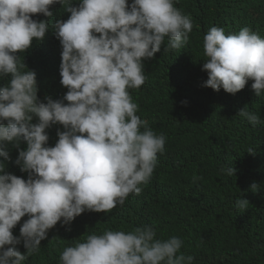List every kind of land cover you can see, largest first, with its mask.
<instances>
[{
	"label": "clouds",
	"instance_id": "obj_1",
	"mask_svg": "<svg viewBox=\"0 0 264 264\" xmlns=\"http://www.w3.org/2000/svg\"><path fill=\"white\" fill-rule=\"evenodd\" d=\"M57 3L70 13L52 25L62 47L60 83L67 92L63 100L45 97L42 102L35 72L17 53L45 38L48 19L32 17L51 18L50 6ZM174 3L79 0L72 6L71 0H0V79L10 78L0 85V145L19 149L26 142L14 163L28 173L25 180L5 172L0 162V264H24L40 252L41 240L58 222L68 225L85 211L110 212L149 182L166 137L136 114L129 89L145 83L143 60L153 58L166 37L168 50L189 40L192 20ZM203 50L207 59L201 70L207 79L201 86L235 94L252 80L255 96L264 92V38L258 33L244 26L226 35L213 26L203 37ZM236 114L253 129L261 123L244 107ZM54 124L64 130H57V142L48 146L45 130ZM0 157L10 159L3 147ZM220 171L233 176L235 170ZM258 187L250 185L253 191ZM248 204L247 199L236 201L241 210ZM25 215L20 235L14 236L12 229ZM21 242L23 254L14 248ZM183 243L177 236L158 239L147 225L128 232L106 230L65 247L58 264H193L192 255L180 252Z\"/></svg>",
	"mask_w": 264,
	"mask_h": 264
},
{
	"label": "trees",
	"instance_id": "obj_2",
	"mask_svg": "<svg viewBox=\"0 0 264 264\" xmlns=\"http://www.w3.org/2000/svg\"><path fill=\"white\" fill-rule=\"evenodd\" d=\"M71 2L77 6L79 0ZM174 6L192 20L189 40L180 49L168 50L166 37L160 51L143 60L145 83L129 89L138 105L136 114L166 137L165 151L157 154L149 182L140 185L139 195L130 194L110 212L85 211L68 225L58 222L41 240L40 252L24 264H58L65 247L84 242L88 235L128 232L144 225L154 228L158 239L181 238L180 252L192 255L193 264H264V92L255 96L252 80L235 94L201 86L207 79L201 70L207 59L204 35L213 26L223 28L226 35L247 26L264 38V0H175ZM65 7L51 5V18L33 15L35 20L48 19L49 31L42 41L34 40L31 48L17 53L35 72L42 102L45 97L63 100L67 92L60 83L62 47L52 28L56 20L70 16ZM9 79H0V85ZM243 107L259 115L261 123L255 129L236 114ZM57 130L64 129L54 124L45 130L48 146L57 142ZM0 147L9 152L7 161L0 157L5 172L27 180L28 173L14 163L26 142L21 141L19 149L11 143ZM231 166L233 176L220 171ZM252 183L260 187L253 191ZM240 198L249 202L244 210L236 207ZM26 219L27 215L12 229L14 236L20 235ZM14 248L26 252L22 242Z\"/></svg>",
	"mask_w": 264,
	"mask_h": 264
}]
</instances>
